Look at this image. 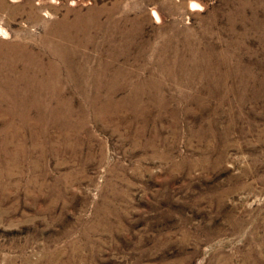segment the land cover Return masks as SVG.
I'll list each match as a JSON object with an SVG mask.
<instances>
[{
    "label": "rangeland",
    "instance_id": "rangeland-1",
    "mask_svg": "<svg viewBox=\"0 0 264 264\" xmlns=\"http://www.w3.org/2000/svg\"><path fill=\"white\" fill-rule=\"evenodd\" d=\"M0 27V264H264V0H0Z\"/></svg>",
    "mask_w": 264,
    "mask_h": 264
},
{
    "label": "bare ground",
    "instance_id": "bare-ground-1",
    "mask_svg": "<svg viewBox=\"0 0 264 264\" xmlns=\"http://www.w3.org/2000/svg\"><path fill=\"white\" fill-rule=\"evenodd\" d=\"M156 16L158 17L157 13H156ZM158 18H159V17H158ZM0 33H2V34H7V33L3 30V28H1V27H0Z\"/></svg>",
    "mask_w": 264,
    "mask_h": 264
}]
</instances>
